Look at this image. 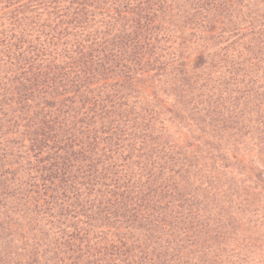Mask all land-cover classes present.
Returning a JSON list of instances; mask_svg holds the SVG:
<instances>
[{
    "label": "trees",
    "instance_id": "obj_1",
    "mask_svg": "<svg viewBox=\"0 0 264 264\" xmlns=\"http://www.w3.org/2000/svg\"><path fill=\"white\" fill-rule=\"evenodd\" d=\"M0 264H264V0H0Z\"/></svg>",
    "mask_w": 264,
    "mask_h": 264
}]
</instances>
